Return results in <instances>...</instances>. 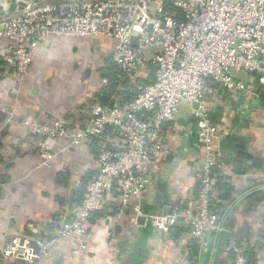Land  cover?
<instances>
[{
  "label": "crops",
  "instance_id": "obj_1",
  "mask_svg": "<svg viewBox=\"0 0 264 264\" xmlns=\"http://www.w3.org/2000/svg\"><path fill=\"white\" fill-rule=\"evenodd\" d=\"M28 1L0 0V25ZM9 43L0 40V264H28L3 255L17 236L56 239L50 256L36 264H233L227 250L232 238L255 245L254 262L264 264V87L258 75H246L257 96L226 89L217 93L216 87L206 98L224 158L219 179L232 187L228 198L218 183L213 194V206L223 217L222 231H211L198 242L192 234L190 218L197 207L205 151L193 106L183 103L163 125L166 139L141 199L148 214L177 212L180 223L163 233L136 215L133 200L124 203L115 182L105 208L92 214L81 247L59 230L84 199L86 185L98 171L99 153L121 148L123 136L110 129L102 139L80 146L62 142L49 167L42 164L40 137L26 121L57 117L73 126L85 125L94 106L102 104L101 93L109 82L104 74L116 66V41L52 35L35 50L24 81L3 61ZM151 71L150 66L137 76L148 79ZM122 96H114V104Z\"/></svg>",
  "mask_w": 264,
  "mask_h": 264
},
{
  "label": "built area",
  "instance_id": "obj_2",
  "mask_svg": "<svg viewBox=\"0 0 264 264\" xmlns=\"http://www.w3.org/2000/svg\"><path fill=\"white\" fill-rule=\"evenodd\" d=\"M171 1L175 12L165 9V0H30L0 25V40L10 42L2 52L3 61L15 68L21 81L30 72L35 50L52 35L113 38L114 59L128 76L155 66L154 77L137 86L136 97L95 105L83 126L57 117L26 121L40 137L42 164L49 167L62 142L66 147L80 146L89 139H102L110 129L123 136L121 148L99 153L98 171L87 183L84 199L71 221L59 230L60 235L76 238L81 247L92 214L105 208L115 182L124 203L133 200L136 215L163 233H171L180 223L177 212L148 214L141 199L166 139L163 125L175 118L183 103L193 106L205 151L197 207L190 218L192 234L202 239L211 231L223 230L213 194L224 158L206 98L217 86L257 96L246 80L255 70L264 87V0ZM55 242V238L17 236L3 255L36 264L50 256ZM227 250L233 252V264H248L243 243L232 238Z\"/></svg>",
  "mask_w": 264,
  "mask_h": 264
},
{
  "label": "trees",
  "instance_id": "obj_3",
  "mask_svg": "<svg viewBox=\"0 0 264 264\" xmlns=\"http://www.w3.org/2000/svg\"><path fill=\"white\" fill-rule=\"evenodd\" d=\"M165 9L168 11H171V12L177 11V9L173 6V3L171 0H165ZM115 63H116V61H115ZM151 69H152V72H154L155 66L151 65ZM139 72L133 76H128L122 71V69L118 66L117 63H116L115 67L113 66L111 69L109 68V70H106L104 75L108 78L109 82L103 88V91L101 93L102 94L101 100H100L101 103L104 105H114V101H115L114 96H116L118 93L120 95H123L122 99L119 102L117 101L118 103L129 101V100L133 99L134 97H136V95L138 93L137 85L146 84L154 77V74H152L151 75L152 77L150 76L148 79L141 77V76H137L139 74ZM251 74L253 76H256V77L258 75L257 73L254 74L253 72H251ZM120 86H123V88H120ZM218 87L219 86H217V88ZM224 90L225 89L220 87L217 89V91H218L217 93H221ZM222 183H223V181H221L219 179L218 185H220V190L223 189L222 191H224V194H222V196L224 198H228L230 191H232V187H231V185H229L227 183H224V184H222ZM221 214H223V213L221 212ZM236 240H238V239H236ZM195 241L198 242V238H195ZM238 241L240 242V240H238ZM255 247H256L255 245H248V246L245 245V254H246V257L248 259V264H255L254 261L256 260V258L254 259L253 255L251 254V251L255 250ZM229 253L233 257V252L230 251Z\"/></svg>",
  "mask_w": 264,
  "mask_h": 264
},
{
  "label": "water",
  "instance_id": "obj_4",
  "mask_svg": "<svg viewBox=\"0 0 264 264\" xmlns=\"http://www.w3.org/2000/svg\"><path fill=\"white\" fill-rule=\"evenodd\" d=\"M262 66H263V65H262ZM254 73H257V71L255 70ZM262 95L264 96V88L262 89ZM197 106H198V104L196 103V104H195V107H197ZM143 219H145V218H143Z\"/></svg>",
  "mask_w": 264,
  "mask_h": 264
},
{
  "label": "rangeland",
  "instance_id": "obj_5",
  "mask_svg": "<svg viewBox=\"0 0 264 264\" xmlns=\"http://www.w3.org/2000/svg\"><path fill=\"white\" fill-rule=\"evenodd\" d=\"M152 74H154V72L151 71ZM251 75V74H250ZM249 76V75H248ZM225 91V90H224ZM226 92V91H225ZM209 104V103H208ZM209 106V105H208ZM210 109V108H209Z\"/></svg>",
  "mask_w": 264,
  "mask_h": 264
}]
</instances>
